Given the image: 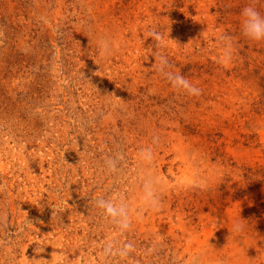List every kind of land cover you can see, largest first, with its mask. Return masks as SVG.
<instances>
[{
	"label": "rangeland",
	"instance_id": "374dc122",
	"mask_svg": "<svg viewBox=\"0 0 264 264\" xmlns=\"http://www.w3.org/2000/svg\"><path fill=\"white\" fill-rule=\"evenodd\" d=\"M249 4L264 15V0H0V264H264V41L241 34ZM98 196L126 203V230Z\"/></svg>",
	"mask_w": 264,
	"mask_h": 264
},
{
	"label": "clouds",
	"instance_id": "9594fccd",
	"mask_svg": "<svg viewBox=\"0 0 264 264\" xmlns=\"http://www.w3.org/2000/svg\"><path fill=\"white\" fill-rule=\"evenodd\" d=\"M241 22L240 31L241 34L252 41H264V15L252 4L246 5L240 11ZM149 37L153 40H158L160 34L150 31ZM102 51L107 52L109 49V41H101ZM170 83L173 87L181 88L188 94L199 95L200 90L195 86L191 85L185 80L182 75H175ZM139 158L145 162H151V151L148 148H141L138 153ZM124 159L123 154H119L116 157H106L104 164L109 172H116L118 169V162ZM145 203L149 207H154L158 203V198L156 197L154 187L150 183H145ZM95 206L102 210V214L110 219L114 224H116L122 231L126 230L129 226V212L126 203H124L119 198H105L103 196H98L95 200ZM243 225H235V230L239 231ZM134 250V245L132 243H124L117 250V254L126 257ZM105 254H112L111 244H106L104 248Z\"/></svg>",
	"mask_w": 264,
	"mask_h": 264
}]
</instances>
